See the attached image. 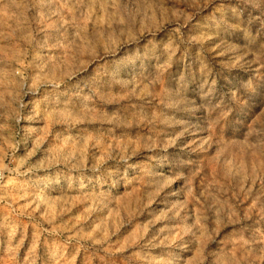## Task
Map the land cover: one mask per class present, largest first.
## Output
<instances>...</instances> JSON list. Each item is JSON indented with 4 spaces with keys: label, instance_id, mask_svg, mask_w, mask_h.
Wrapping results in <instances>:
<instances>
[{
    "label": "rangeland",
    "instance_id": "rangeland-1",
    "mask_svg": "<svg viewBox=\"0 0 264 264\" xmlns=\"http://www.w3.org/2000/svg\"><path fill=\"white\" fill-rule=\"evenodd\" d=\"M0 264H264V0H0Z\"/></svg>",
    "mask_w": 264,
    "mask_h": 264
}]
</instances>
